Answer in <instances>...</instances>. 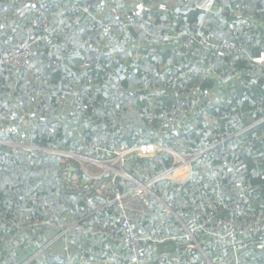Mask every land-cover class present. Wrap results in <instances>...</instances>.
Returning a JSON list of instances; mask_svg holds the SVG:
<instances>
[{"label": "trees", "instance_id": "obj_1", "mask_svg": "<svg viewBox=\"0 0 264 264\" xmlns=\"http://www.w3.org/2000/svg\"><path fill=\"white\" fill-rule=\"evenodd\" d=\"M52 1L54 7L48 13L40 14L36 12L40 3L0 0V49L28 41L30 36L39 32L38 26L44 22L56 26L61 16L77 1L100 4L106 14L105 20L113 23L112 0ZM141 3L128 5L126 14L143 21L147 31L128 25L115 36L111 32L103 33V39L98 42L99 38L89 26L88 15L81 13L78 22L61 27L57 36L47 35L33 46V55L27 64L11 66L0 78V139L23 128L26 129L24 137L10 139L14 143L22 139L42 148L24 150L12 144H0V264L82 263V259L67 258L65 262L60 261L61 258L58 261L62 263H59L55 257L46 254L47 247L57 241L64 243L62 240L42 248V256L36 257L38 248L42 247L40 244L47 235L50 237L55 233V228L47 225L34 229L25 219V213L49 218L51 213L41 208L43 199L57 196L65 187L69 197L56 201L57 219L69 224L66 209L74 207L76 214L85 218L78 220L79 225L89 222L92 226L90 233L108 242H117L122 248L109 260V257L104 260L91 257L86 250L85 262L235 264L237 258L244 264H264V231L239 236L233 243L196 229L203 216L200 208L203 200L211 201L206 205L208 212H215L223 218L232 215L228 208L241 203L249 216L264 217V0H216L208 12L198 8L196 2L183 0H169L168 3L142 0ZM5 6H8V12L4 11ZM146 6L151 9L150 14L146 12ZM30 25L33 34L28 31ZM195 26H200L201 35L190 47L184 45L185 37L164 40L160 36L164 32L181 35ZM236 28L239 34L234 38ZM202 38L211 44L235 39L244 47L217 52L214 46L200 43ZM151 42L159 47L150 48ZM141 49L146 51L145 57L137 58ZM105 51L111 52L114 60L104 62ZM86 61L91 65L88 68L83 67ZM162 63L172 66L161 69ZM192 65L208 70V73L194 75L178 85L169 86L164 81L174 72ZM36 76L38 82L35 83ZM73 84H78L79 90L86 94L81 99L61 102L59 95ZM156 86H163V97L148 93ZM41 91L46 100L39 102L37 99V105L43 110L38 113L29 98H36ZM201 100L204 103H198L199 108L195 111ZM183 101L190 105L185 107L188 112L178 130L162 129L159 119L149 123L150 112L158 113L164 106L179 105ZM116 110H124L128 115L120 125L104 126L102 121L108 119L106 112ZM33 111L35 116L31 119L27 115ZM206 113L212 122L202 119ZM25 120L28 123L30 120L46 122L47 126L39 129L45 137L40 139L39 132L32 133L24 124ZM76 124L79 131L86 134V140L71 129ZM236 131H242V134L230 145L227 158L220 155V150L218 153L208 152L194 163L196 169L190 181L162 179L151 186V214L137 219L142 238L137 248L140 262H135V253L123 242V235L118 233L116 239L111 240L94 230H101L104 216L88 217L86 209L93 199L107 200V196L103 197L96 190L102 181L112 182L115 175V183L121 192L136 187L137 183L113 171H107L98 179L92 178L76 159L55 153L65 151L95 157V151L85 147L94 136L116 133L128 144L135 143L142 136L150 137L161 141L168 150H160L151 158L134 156L124 165L126 172L137 181L146 183L175 165L173 152L189 157L200 152L205 143L218 134ZM249 139H253L252 147L245 144ZM100 156L108 159L110 155L103 152ZM65 159L67 161L63 162ZM204 163L213 171L203 167ZM68 164L77 168L76 172H71L72 176L79 174L90 180L89 187L83 184L80 190L72 189L68 177L59 181L50 176V173L62 175ZM93 184L96 186L92 187ZM33 191L38 193V200L30 198ZM166 203L171 204L173 210L180 211L179 218L165 210ZM152 228L163 232L166 240L162 243L145 240ZM74 229L70 231L71 238ZM73 241L72 247L76 245ZM108 251L113 252L112 249ZM32 255L33 260H28Z\"/></svg>", "mask_w": 264, "mask_h": 264}, {"label": "built area", "instance_id": "obj_2", "mask_svg": "<svg viewBox=\"0 0 264 264\" xmlns=\"http://www.w3.org/2000/svg\"><path fill=\"white\" fill-rule=\"evenodd\" d=\"M23 0H13L14 3H19ZM40 1V2H39ZM142 0H112V13H113V23H109L105 20V12L101 8L100 4L98 3H89L81 4L79 1L74 3L70 9L61 16L59 23L56 26L49 24L48 22H44L38 26L39 32L30 36L28 41H19L15 46L5 49H0V78L3 74L11 67L17 66L21 67L27 64L30 58L33 55V46H37L38 43L44 39L47 35H55L57 36L60 33V28L63 26H69L71 23L75 24L80 19V14L84 13L88 15L89 18V26L92 31L95 32V37H98L100 40L103 39V33L111 32L112 36H115L118 31L122 28L129 26L140 27L144 30H148L146 25L143 21L136 20L135 18L130 17L127 15L126 7L133 3H141ZM160 1L162 3H168L169 0H155ZM187 3L196 2V6L206 12H208L212 6L214 5L216 0H183ZM27 3H40L36 7V12L40 14L48 13L53 7L52 0H27ZM148 14L151 13V9L146 6L145 8ZM5 12H8V6L4 8ZM200 26H195L192 30L188 32H183L181 35H171L167 32L160 34V36L164 40L170 39H177L185 37L183 43L185 46L190 47L192 46L195 41L197 40V36L199 34ZM33 27L30 25L28 27V31L30 34H33ZM76 32L77 29H76ZM239 34V29L236 28L233 30V37H237ZM200 43L205 44L206 46H214L217 52L221 50H232V49H242L244 44H239L235 41V39H228L224 40L218 44H211L206 38H202ZM241 43V42H240ZM108 50V49H105ZM104 62L114 60V55L109 52L105 51V55L102 57ZM90 63L88 61L83 63V67H90ZM208 70H203L202 68L196 67L194 65L189 66L186 69H182L181 71L174 72L173 75L164 78V81L167 85H178L184 82L185 79H191L192 76L197 74H207ZM38 82V77H35V83ZM40 90H42L40 88ZM54 90V87H52ZM79 93H78V92ZM1 93V91H0ZM84 91L79 90L78 84H73L68 87L67 90H64L60 95L61 102L68 103L76 99H81L82 95H85ZM31 101L34 102V110L38 113H43L42 108L37 105V99L39 102L46 100V95L41 91L37 94V97H30ZM190 105L189 102H182L179 105H172V106H164L161 108L158 113L150 112L148 115L149 123L156 119L161 121L162 129L166 130H178L179 126L182 125V121L186 113L188 112L185 109L186 106ZM88 108V106H85ZM30 112L27 116L31 119H34V113ZM96 111V110H95ZM98 111V110H97ZM108 119L103 120L104 126L107 125L108 127H114L115 125H120L124 118L128 115L124 110H116L115 112L108 111L106 112ZM97 115L100 117L101 114ZM26 123V124H25ZM25 125L29 126V129L32 133L36 134L39 132V129L42 127H46V122L36 123V121L30 120V123L25 120ZM72 130H76L83 138L86 140V134H82L79 131V126L73 125ZM26 129L23 128L18 129L17 131H13L8 137H3L0 139V144H12L14 146L21 147L24 150H32V149H42L39 146L31 145L29 143H25L22 139L14 143L11 139L13 138H21L26 135ZM242 134V131H236L234 133H221L218 134L215 138L208 140L205 143V147L198 153L193 154L189 157L185 156V160L183 164H178L175 161V165L171 167L168 171L150 179L146 183H141L135 181L137 186L126 191L121 192L120 189L117 187L115 183V175L112 178L111 187L107 190L103 197L107 196V200H103L102 198H96L90 201L87 205V216L93 217L96 214H100L104 216V222L101 225V230H96L98 233H103L109 239L113 240L116 239L118 233L123 235V242L127 243L131 250L135 253V262H140L141 260L138 258L137 248L139 241L142 239L140 237V233L138 230V223L137 219L143 216H147L151 214V199L150 195L153 194L151 186L162 180V179H170L173 181H177L175 178L177 176V172L181 170L182 165L187 166V176L188 179L184 182H188L193 178V174L195 171L194 163L199 160L204 154L208 152H217L220 150V155L224 158H227L230 150V145L235 143L236 138ZM11 137V139H10ZM38 137L40 139L45 137L44 133H38ZM253 139H249L245 141L246 145L250 147L253 146L252 143ZM229 143V145H228ZM108 144L109 146L107 147ZM86 149L89 151H95V158L100 159V155L105 152L109 154L108 160H113L114 162H119L124 167L126 161L133 158L134 156H143V157H153L158 151L160 150H168L161 141H154L150 137L142 136L140 137L135 143L128 144L125 141H122L118 138L116 133L112 134V136H94L91 138L87 144ZM170 151V150H169ZM54 152V151H53ZM59 152L60 151H55ZM175 156H184L178 153H175ZM72 154V153H70ZM74 154V153H73ZM176 156V158H177ZM182 158V157H181ZM184 159V158H183ZM228 164L225 163V166ZM203 167H207L210 171H213L212 167L207 163L202 165ZM116 174H121L115 170H112ZM51 177L58 179L59 181H64L67 179L68 176L59 175L57 173H50ZM124 177L134 181V177L130 175L128 172L124 170L122 173ZM134 179V180H133ZM76 187H72L74 189ZM67 188H62L57 196L50 198L48 200L43 199V204L41 208L49 214V218H41V217H34L30 216L28 213H25V219L28 221L29 227L34 229L39 228L41 226L50 225L55 228V233L50 236L51 244L57 240H62L64 242V249L68 252L71 246L74 244L73 238L70 237V231L76 225L66 224L64 222H60L57 219L58 209L56 206V201L61 200L64 201L69 197ZM30 198L32 200H38V193L33 191L30 194ZM173 204V203H172ZM211 204V201L206 202L203 200L200 203V208L202 210L203 216L201 217V222L197 225L196 229L203 230L209 234H213L215 236L227 238L228 240L235 243L237 237L252 233L255 231H264V217L254 218L249 216L247 211L245 210V206L243 203L236 204L228 210L232 212L230 217L223 218L217 215L215 212H208L206 209V205ZM165 210L173 212L177 218H179L180 211L173 210L172 205L166 203ZM17 217V216H16ZM164 223H166L164 221ZM145 240L152 241L155 243H162L166 240V236L163 232H161L158 228H152L147 235L144 237ZM236 250V244L234 245ZM44 249V248H43ZM43 249L39 250L35 255L36 257H41L43 253ZM73 264H91L88 262L83 261L74 262ZM235 264H244L236 258Z\"/></svg>", "mask_w": 264, "mask_h": 264}, {"label": "crops", "instance_id": "obj_3", "mask_svg": "<svg viewBox=\"0 0 264 264\" xmlns=\"http://www.w3.org/2000/svg\"><path fill=\"white\" fill-rule=\"evenodd\" d=\"M210 120L212 121L211 118H210ZM100 158L103 161L107 160L101 156H100ZM67 167H68V170L70 172H76L77 171V168L71 164H68ZM72 167L74 168V170H71ZM180 172L186 174L187 169L185 170V168H182L181 170H179L177 172V177H178V173H180ZM105 173L106 172H103L102 174L97 173V174H95V176H90V177L98 179L99 177L103 176ZM87 176H89V175L87 174ZM68 179L72 185L71 187H76L77 189H79V186L78 187L75 186V184L78 185L76 182H79L81 184V186H83V184H84L85 187H89L88 184L90 183V180L88 181L87 178L84 179L79 174H75L72 176V174L70 175V173H69ZM134 181H137L136 178ZM94 186H96V184L92 185V187H94ZM110 187H111V181L106 180V181H102L96 187V190H97L98 194L105 195L107 190L110 189ZM88 189L91 190V187ZM68 209H70V211ZM66 210L68 212V215L66 216L67 220H68L67 222H69V224H71V225L77 224V226H78L79 221H80L79 219H81L82 221L85 219L84 217L78 216L76 214L74 207L72 208V207L68 206ZM84 214L85 213H83L82 216ZM76 227H74L75 229L73 232V239L76 241V245L73 247L71 246V248L68 252H66V250L64 249V243H61V241H57L55 244L52 243L53 244L52 246L47 247L48 245H51L50 237H48V235H47L46 239L43 240V244H40L42 247H39L38 250H41V248L47 247L46 248V254H48V256H50V257H55L57 261L60 260L61 258L62 259L60 261H64V260H66V258L69 260L70 259H85L86 257L84 255V251H86V250H87L86 252H88V255L91 257L103 258V260L107 259L109 257L107 259V260H109L113 255H118V254H114V253H117V251H118V253H120L122 251V248H120L121 245L119 243L108 242L105 239L98 238V236H95L94 234L90 233L92 226L90 225L89 222H84L83 224L79 225L77 228ZM188 230H189V228H188ZM34 236H37V235H34ZM107 242H108V244H106ZM89 243H91L92 245H89ZM85 246H87V248ZM108 249H112L113 252L110 253L108 251ZM35 251H36V249H35ZM106 252H109V253H106ZM105 257H107V258H105ZM87 259H89V258H87ZM59 263H62V262H59ZM105 263L110 264L109 261L105 262ZM209 264H213V263L209 262Z\"/></svg>", "mask_w": 264, "mask_h": 264}, {"label": "rangeland", "instance_id": "obj_4", "mask_svg": "<svg viewBox=\"0 0 264 264\" xmlns=\"http://www.w3.org/2000/svg\"><path fill=\"white\" fill-rule=\"evenodd\" d=\"M138 7H142V6H138ZM143 8V7H142ZM149 47L150 48H157V47H159L157 44H155V42H151L150 44H149ZM140 48H143V47H140ZM138 50V49H137ZM145 53H146V51L144 50V49H141V50H139L138 52H137V58H143V57H145ZM70 54V53H69ZM167 65V66H166ZM183 65V64H182ZM170 67V66H172L171 64H161V66H160V68L161 69H164L165 67ZM163 86H156L153 90H150L148 93H150V94H154V95H156V97H158V98H160V97H163V95H165V90L162 88ZM204 100H206V99H204ZM220 100V99H219ZM200 102H203L204 103V101L203 100H201V101H198L197 102V106H196V108H195V111H197L198 110V108H199V106H198V103H200ZM219 102V101H218ZM217 103V102H216ZM218 104H220V103H218ZM212 105H216V104H212ZM210 116L208 115V113H206V114H204V115H202V119L204 120V119H206V120H209L210 122H212L211 120H210ZM51 151V150H50ZM55 153H58V154H60V155H63V156H65V157H70V158H74V159H76V161L80 164V166H82L83 167V169H84V172L86 173V174H88L89 176H95V174H97V173H99V174H102L103 172H107V171H112V170H115V171H117V172H120L121 174L122 173H124V170H125V168L124 167H122V164L121 163H119V162H114L113 160H111V161H109L108 159L106 160V161H103V160H100V159H97V158H95L94 156H89V155H87V154H70L69 152H65V151H63V152H61V153H59V152H55ZM177 156V155H176ZM182 157V158H181ZM177 156V160H176V162H178V164H183V161H186L185 160V156ZM184 158V159H183ZM67 160L65 159V160H63V162H66ZM187 164L186 165H182V167H184L185 168V170L186 169H188L187 168ZM70 168V167H69ZM66 172L64 173V176H69V173H71L69 170H68V167H66V170H65ZM184 172V171H183ZM72 174V173H71ZM188 177L189 176H187V173L186 174H184V173H182V172H180V173H178V177L176 176V180H178V182H184V181H186L187 179H188ZM78 185H76L75 184V186H79V190H80V188H82V186H81V184L79 183V182H76ZM194 218V217H193ZM191 228H195V226H194V224L192 223V226H191ZM190 233H192V231H191V229H190ZM196 237V236H195ZM197 248H199V246L198 245H195ZM33 258H34V255H32L28 260H33Z\"/></svg>", "mask_w": 264, "mask_h": 264}, {"label": "water", "instance_id": "obj_5", "mask_svg": "<svg viewBox=\"0 0 264 264\" xmlns=\"http://www.w3.org/2000/svg\"><path fill=\"white\" fill-rule=\"evenodd\" d=\"M71 170H74V168L72 167ZM70 175H71V173H70ZM134 179H135V178H134ZM134 179H133V180H134Z\"/></svg>", "mask_w": 264, "mask_h": 264}]
</instances>
